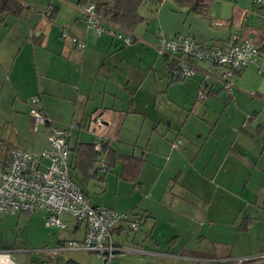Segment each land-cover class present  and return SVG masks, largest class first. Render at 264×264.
Wrapping results in <instances>:
<instances>
[{
    "label": "crops",
    "instance_id": "crops-1",
    "mask_svg": "<svg viewBox=\"0 0 264 264\" xmlns=\"http://www.w3.org/2000/svg\"><path fill=\"white\" fill-rule=\"evenodd\" d=\"M15 1L23 10L0 16V107L6 103L15 117L28 121L22 110L38 96L51 124L75 125L68 139L70 171L85 185L94 179L107 184V174L118 169L120 197L90 201L128 213L138 224L134 237L125 223L113 231L115 264H236L264 253V9L246 0H210L199 15L174 0L164 10V0L147 15L142 5L143 21L130 33L135 43L116 52L110 33L96 35L85 24L83 0ZM157 32L219 48L251 39L259 57L234 77L226 94L223 68L209 62H197L189 79L174 78L172 60L154 48ZM149 58L152 87L144 70ZM186 80V86H174ZM96 118L108 151L135 162L130 173L125 175L120 159L105 170L106 153L84 175L77 169L73 148L93 144L96 125L90 122ZM33 133L35 151L27 150L31 137L20 131L11 143L0 139V149L3 142L38 156L48 146V128ZM69 231L77 241L84 226ZM66 242H57L50 264L99 263L90 262L91 253L65 250Z\"/></svg>",
    "mask_w": 264,
    "mask_h": 264
},
{
    "label": "built area",
    "instance_id": "built-area-1",
    "mask_svg": "<svg viewBox=\"0 0 264 264\" xmlns=\"http://www.w3.org/2000/svg\"><path fill=\"white\" fill-rule=\"evenodd\" d=\"M246 1L264 9V0ZM82 10L85 24L96 35L110 33L120 46L133 43L134 38L130 33L109 24L95 12L93 2L84 5ZM76 47L83 50L84 43L77 42ZM154 48L158 55L172 60L171 74L179 80L191 78L197 62H209L223 68L220 81L226 94L231 93L232 79L257 62L259 57V50L251 39L219 48L204 46L189 36L166 38L157 32ZM197 97L202 100L205 97L203 91L198 92ZM39 101L38 96L28 98L29 116L33 132L42 127L48 128V146L38 156L12 146L0 152V214L15 215L41 210L46 213L45 226L51 229H66L61 217L69 216L84 226V235L80 240L67 241L63 248L94 254L100 262L98 264H108L118 250L112 238L115 228L125 223L129 230L136 231L138 224L129 219L128 213L91 204L72 182L68 139L76 126L71 124L62 128L51 124L45 112L37 107ZM91 124L96 125L93 127V146L95 151L100 152L104 137L96 128L101 126V120L96 118ZM177 145L178 142L172 147ZM41 160L46 163L43 164ZM258 259H264V253L239 259L236 264H251ZM0 264L15 263L8 252L1 251Z\"/></svg>",
    "mask_w": 264,
    "mask_h": 264
},
{
    "label": "rangeland",
    "instance_id": "rangeland-1",
    "mask_svg": "<svg viewBox=\"0 0 264 264\" xmlns=\"http://www.w3.org/2000/svg\"><path fill=\"white\" fill-rule=\"evenodd\" d=\"M174 1L168 0L165 2L164 10L167 9V6L173 4ZM154 8L156 5H152V3L147 2L143 4L141 10L147 14H153ZM111 36V35H110ZM133 41L132 44H134ZM207 43L211 44L210 41ZM131 46V45H130ZM130 46H119L113 42V50L116 52H121L123 50H127ZM158 56V55H156ZM160 57V56H158ZM161 58H163L161 56ZM153 58H149L145 61L146 65L144 70L150 74L151 78L149 77V82H147L146 86H154L152 82L153 73L150 70L151 64L153 63ZM149 67V68H148ZM157 77H162V73L158 70ZM166 80H168V75H165ZM158 86H161V83L156 80ZM190 81H179L174 84V86H186L187 83ZM234 82V78L232 79V84ZM163 89V86H161ZM174 94V91H172ZM28 102V99H27ZM28 108L26 107L22 111L29 115L30 106L27 103ZM38 107V105H37ZM17 109V108H13ZM16 113L5 103L0 107V139L5 142H10L11 139H14V135L20 131L21 134L31 137L28 139L30 141L29 145L26 146L27 150L35 151V143L37 135L32 132V119L29 116L30 120L24 121L19 117H15ZM14 116V117H13ZM20 120V121H19ZM27 120V119H26ZM13 121L14 123H12ZM14 124V126H12ZM20 126V127H19ZM80 138L84 139L85 141H89V136L84 134H80ZM72 142L75 141V135L72 137ZM0 152L8 148L9 146L5 143H1ZM4 145V146H3ZM3 146V147H2ZM24 147V148H26ZM117 170H114L112 173L107 174L106 180L107 184H99L100 181L98 179H94L90 182V184L85 185L82 181L80 174L76 171H70V178L72 182L80 189L83 190L88 197L91 203L100 204L98 200L102 201H109L113 200L116 197H120V190L117 188V179L115 178V174ZM120 183V182H119ZM122 186L123 184L120 183ZM127 186V185H125ZM103 189H106L105 192ZM117 191V195L116 194ZM45 218L46 213L41 210H36L30 213L24 214H0V252H8L10 254L11 259L15 264H50L53 262L55 256L53 255L52 251L54 247H56L57 242L61 240H70L75 238L71 230V227L77 222L69 216H62L61 219L68 224V229H51L45 226ZM83 226V225H82ZM130 232V236L134 237L137 235L136 232ZM139 234V233H138ZM113 235V233H112ZM79 236L77 235V238ZM114 239H119L116 235H114ZM88 256V255H87ZM90 262H95L94 255L89 254ZM121 257H117L116 261H118ZM100 263V262H99ZM120 262H118L119 264ZM109 264H115V260H113Z\"/></svg>",
    "mask_w": 264,
    "mask_h": 264
},
{
    "label": "trees",
    "instance_id": "trees-1",
    "mask_svg": "<svg viewBox=\"0 0 264 264\" xmlns=\"http://www.w3.org/2000/svg\"><path fill=\"white\" fill-rule=\"evenodd\" d=\"M164 0H94L95 12L100 15L109 24L118 27L120 30L132 33L133 30L143 21L138 9L143 4L150 2L152 5H159ZM181 7H187L189 11L204 15L207 2L210 0H174ZM83 6L88 4L83 0ZM23 7L15 0H0V16L10 14L17 16ZM94 144L78 143L73 148L75 163L84 175L86 171L93 167L98 155L107 154V164L105 170L120 159L124 165L125 175L136 168L135 162L130 157L118 156L108 151V146L103 143L100 152L95 151ZM129 179V177H126Z\"/></svg>",
    "mask_w": 264,
    "mask_h": 264
}]
</instances>
